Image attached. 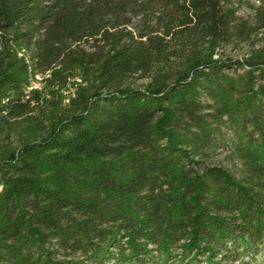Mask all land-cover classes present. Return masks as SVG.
<instances>
[{"label": "trees", "instance_id": "trees-1", "mask_svg": "<svg viewBox=\"0 0 264 264\" xmlns=\"http://www.w3.org/2000/svg\"><path fill=\"white\" fill-rule=\"evenodd\" d=\"M258 2L0 0V264L256 261Z\"/></svg>", "mask_w": 264, "mask_h": 264}, {"label": "rangeland", "instance_id": "rangeland-1", "mask_svg": "<svg viewBox=\"0 0 264 264\" xmlns=\"http://www.w3.org/2000/svg\"><path fill=\"white\" fill-rule=\"evenodd\" d=\"M258 0H235V5L238 7V13L240 16L244 18L251 19L253 15L252 5H257ZM264 45V32H258L255 34L250 43H243L239 47L233 48L231 50V54L234 56L242 57L244 55H248L251 49L259 48ZM230 51V50H229ZM37 79L39 76H36L34 80H32L33 85L38 86ZM207 162L213 165H222L232 171L237 170L240 167L238 161H235L228 149L220 148L217 150H213L209 153L206 158ZM246 259H249L246 257ZM255 260H248L252 264H264V246L260 249L259 254L256 256Z\"/></svg>", "mask_w": 264, "mask_h": 264}]
</instances>
